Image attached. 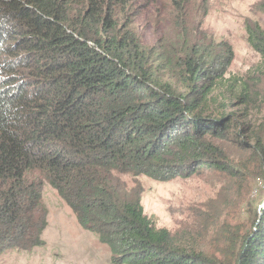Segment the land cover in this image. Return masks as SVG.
<instances>
[{"label": "trees", "instance_id": "trees-1", "mask_svg": "<svg viewBox=\"0 0 264 264\" xmlns=\"http://www.w3.org/2000/svg\"><path fill=\"white\" fill-rule=\"evenodd\" d=\"M168 1L167 42L149 48L130 29L126 0H0V254L44 244L47 184L111 264H264V209L258 233L238 244L215 223V202L171 232L144 214L140 188L119 179L232 180L237 166L264 169V118L258 131L236 132L225 106L212 112L230 93L246 115L264 113V29L244 24L262 80L227 78L230 46L185 21L204 18L207 0ZM256 8L264 13V0ZM226 144L251 161H235Z\"/></svg>", "mask_w": 264, "mask_h": 264}, {"label": "rangeland", "instance_id": "rangeland-1", "mask_svg": "<svg viewBox=\"0 0 264 264\" xmlns=\"http://www.w3.org/2000/svg\"><path fill=\"white\" fill-rule=\"evenodd\" d=\"M130 29L140 42L152 48L165 44L167 37L165 22L170 20L168 0H126ZM259 0H207L206 16L201 12L187 15L185 21L201 22L200 31L212 38L214 44L226 43L233 52V59L226 77H244L249 73L259 76V54L252 50L247 42L244 24L256 23L264 29V13L256 6ZM181 21V16L179 17ZM194 31H192L193 33ZM194 37L193 34H191ZM264 86V84H263ZM218 103L212 112L235 115L234 131H241V125H250L258 131L262 126L264 113L256 107L247 115L242 106L230 93L218 94ZM214 117V115H212ZM227 152L235 161L243 164L251 161L250 154L240 155L233 145H227ZM241 156V158H239ZM236 176L231 180L220 174L210 173L203 176L175 178L160 182L140 175H118L126 187L140 188V203L144 214L151 218L157 228L174 232L182 225H188L194 210L208 202L220 204L219 218L214 220L221 228L237 240V244L260 229L262 210L264 209V169L248 166L236 167ZM42 204L46 209L47 226L41 239V247L29 251L9 250L0 254V264H111L110 252L91 232L79 226L74 214L49 185L42 187ZM214 204V203H213ZM213 214L212 211H209ZM222 224V225H221ZM220 229V228H219ZM210 234L205 243L207 251L215 250L214 234ZM235 233V234H234Z\"/></svg>", "mask_w": 264, "mask_h": 264}]
</instances>
